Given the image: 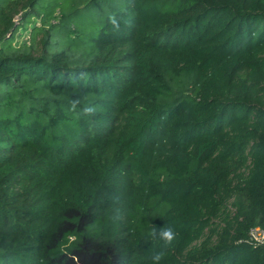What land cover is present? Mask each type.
Instances as JSON below:
<instances>
[{"label":"trees","instance_id":"trees-1","mask_svg":"<svg viewBox=\"0 0 264 264\" xmlns=\"http://www.w3.org/2000/svg\"><path fill=\"white\" fill-rule=\"evenodd\" d=\"M253 227L264 0H0V264H264Z\"/></svg>","mask_w":264,"mask_h":264},{"label":"clouds","instance_id":"clouds-1","mask_svg":"<svg viewBox=\"0 0 264 264\" xmlns=\"http://www.w3.org/2000/svg\"><path fill=\"white\" fill-rule=\"evenodd\" d=\"M90 111V109H89ZM176 233L175 230L170 226L163 227H154L153 230L149 233L150 239H158L163 242V247L167 248L171 245L172 241L175 239ZM164 252L157 251L154 252L151 256L153 264H159L160 260L163 258Z\"/></svg>","mask_w":264,"mask_h":264},{"label":"built area","instance_id":"built-area-1","mask_svg":"<svg viewBox=\"0 0 264 264\" xmlns=\"http://www.w3.org/2000/svg\"><path fill=\"white\" fill-rule=\"evenodd\" d=\"M247 242L256 246H264V229L253 227L249 232Z\"/></svg>","mask_w":264,"mask_h":264},{"label":"rangeland","instance_id":"rangeland-1","mask_svg":"<svg viewBox=\"0 0 264 264\" xmlns=\"http://www.w3.org/2000/svg\"><path fill=\"white\" fill-rule=\"evenodd\" d=\"M30 36V30L28 31H20V33L17 35L16 42L23 43L27 42L29 40Z\"/></svg>","mask_w":264,"mask_h":264}]
</instances>
